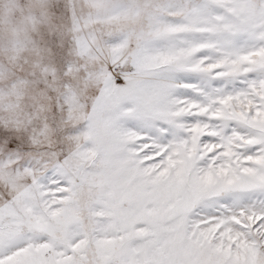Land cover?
<instances>
[{
    "label": "snow or ice",
    "instance_id": "1",
    "mask_svg": "<svg viewBox=\"0 0 264 264\" xmlns=\"http://www.w3.org/2000/svg\"><path fill=\"white\" fill-rule=\"evenodd\" d=\"M0 264H264V0H0Z\"/></svg>",
    "mask_w": 264,
    "mask_h": 264
}]
</instances>
